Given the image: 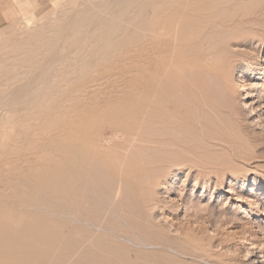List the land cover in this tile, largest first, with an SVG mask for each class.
I'll return each mask as SVG.
<instances>
[{
    "label": "rangeland",
    "instance_id": "obj_1",
    "mask_svg": "<svg viewBox=\"0 0 264 264\" xmlns=\"http://www.w3.org/2000/svg\"><path fill=\"white\" fill-rule=\"evenodd\" d=\"M37 1L38 2L35 8L24 10V5L29 2V0H0V3L7 16V21H5L4 25L0 28V79L1 73L4 71L6 65L11 61L10 57L14 56L18 52L19 48H21L20 43L25 40L30 33L38 32L43 28L48 29L45 35L46 37L50 38L51 35H55V33L51 29L54 23H57L58 27H61V29H63L60 30V32L61 34L64 33L62 34L64 39L57 41V43L53 47L56 51V55H59L58 57H61L60 59H58V57H55L52 76H54L56 79L59 78L56 72H60L61 70L67 71L66 65H69V62L70 64L78 63V65H80L81 63H83V59L87 57L89 53L87 47L90 43V41L88 40L90 38V34L95 28L98 27V21L102 17H105L108 14L107 10H109V8L107 9V7L103 6V8L105 7L104 9L106 11H101L98 16L94 18L95 22L93 20V23L87 22L76 29H69L67 28L66 23V21L68 22V17L60 14L61 9L68 5L67 0ZM88 4L89 3H87V5ZM247 4L246 6L244 5V7L242 6L245 11H242V9L240 8L241 10H235L238 11L236 12V14L240 12L247 15L249 14L248 16H251L252 14L253 16L255 13L257 15L260 12L262 15V11L264 10V0H253L251 3ZM53 7L55 8V10ZM131 9L133 10L134 8L131 7ZM50 11L51 13H49ZM131 14L132 16L134 15L133 12L130 13V15ZM35 15L37 16V18L33 17ZM261 15L259 17L262 18L258 17V21H255L256 23L254 24V27H246V29L244 28L240 30L238 29V31H242L233 33L232 35H229L228 38L237 37L238 39H241L242 37L246 36H258V34L260 35L259 29H264V27H262L264 26V14L263 16ZM123 18L124 17H122V19ZM37 19H39V21ZM60 20L63 21L60 22ZM63 23H66V25ZM91 24L93 25L91 26ZM39 27L41 29H39ZM80 31H82V33ZM85 34L88 36H85ZM71 35H74L72 37L73 39L71 38L72 41L67 38V36ZM13 39L15 40L13 41ZM102 39V41L104 42H106V40L108 42L109 40L106 35H104ZM59 42L61 45L59 44ZM261 42L255 41L253 43V46L255 45L254 47L260 46L261 49L258 52L250 47L248 48L242 45L238 47H232L233 49H236L238 51L249 50L251 55H254V59H242V57L239 58L237 56L238 65L237 68H235V70L233 71L234 76L233 74L231 75V73L229 74V83H226L222 79V77L216 74V76H213L214 73L206 74L205 76V78L207 77V83L211 86V88L217 91L219 95L226 94L227 90L229 92L233 87L234 94L232 92V95L236 97L238 105L244 104L243 106L246 109L248 121L252 124L253 128L242 129L237 125L236 128L233 127V130L230 129L233 131L232 134V131L229 130V134L232 138L231 145L229 146V148H221L220 150H218V152L216 151V153L214 151L211 152V150H208V147L202 145L200 139L196 138L192 132L186 133L185 130H182V132L179 134L180 137H183H181V140H189V142L196 146V152H185L174 146L172 147V145H166L163 152L160 153L157 150H154L152 152L149 151L150 153L143 151L141 153V157L146 162L145 164L148 172H145L143 170L140 175H131L134 178L136 176V179L140 178L138 180V183L139 181L143 183L141 184L142 186L139 183V187L137 186V188L136 186H133L136 190L132 186L128 185H125L127 186V188H125L124 184L122 183L123 180L121 179V181H119V179L117 181L114 180L115 182L113 183L109 182V180H105V178H103L102 176L100 177L94 175V178L92 177L91 181H88L91 188H94L95 190H93V194H95L94 202L96 200L97 201L93 204V200L88 201V203L86 202L87 200L78 199L67 194L65 196V194L63 193H59L62 194L59 197L57 196V191L50 190V186H46L49 184L48 180L52 176L56 175L54 172L55 167L62 166L61 163H57V166L55 165L56 159L59 158V155L61 154H56L57 148L60 146V144L77 143V135L78 139H80L81 137L80 140L86 139L88 135L86 129L84 128L88 127V123H83V121L88 119V122H91L89 118L92 119L93 117L92 120H94L96 111L106 109L112 102L114 103L117 100L112 89H122V87L118 86L120 83H125L127 80H129L128 77H130L131 79L135 78L136 75L142 74V72L145 70L148 71L146 73H148V77L151 78L152 76H154L152 73L158 71V64L156 62H150L149 60V62L151 63L150 64L148 60H144L147 58L142 56V54L140 53V49H136L138 47L133 45L130 46L132 49H134L133 51L132 49H130V47L129 49L127 47L128 50L124 49L125 51L123 50V53L122 51L110 49L108 50L107 58L95 60L98 64L94 61L85 71L78 70L74 72V76L65 79L63 78L60 87H58V92H56V94H54L52 98H44L42 96V94H44L48 90V86L50 84H47L46 80L43 79L37 84V88L40 91V94L33 98V100L20 103H16V101H13L7 106L0 102V226L1 223H3L4 225L6 224L7 226H12V228L17 226L23 227L22 224L25 225L27 223H31L34 219H36L35 216L30 215H36L37 213H40L36 215L38 216V218L44 217L45 220L46 218L47 220H50H46V222L42 219L43 221L41 222V220L38 221L36 219L37 221L34 222H37L36 224L38 225L42 223L44 227L49 226L50 229L54 227L52 228L53 230H55L56 228V230L58 231L67 233L72 224L79 226L83 225V227L89 229V231L92 230V233L96 232V237L105 235L107 240H114L113 242L120 244V246L122 245V248H130L131 246V248L134 249L137 247L145 248L148 250H162L161 248L158 249V247H161L159 244L152 245L142 242L141 238L143 237V233L139 229L136 230L137 228L134 226V224H131V220H129L131 221L130 223L128 222V218L132 217L130 216L132 214V218L135 217L143 224H152L154 222L158 225L161 224V228H157L158 230H155L164 231V234H160L162 242L168 244L165 246L166 248L164 247V251H168L169 254L174 258L177 257V259H181L180 261H183L182 263L184 264H264V43H262L261 46ZM70 48H73V52ZM134 51L139 52L138 54H135ZM150 52L148 54H150ZM116 56L118 57L116 58ZM111 57L114 58L111 59ZM155 63L157 65H155ZM146 64L149 66H147ZM136 68L138 70H136ZM149 71L151 72L152 76L149 75ZM82 72L85 74H83ZM133 73L135 75H133ZM43 74L42 77H45L46 73L44 72ZM124 74H126L127 76ZM75 76L77 78H75ZM230 83L232 85H230ZM228 84L229 86H227ZM62 86L64 88H62ZM88 88L90 89V91L88 90ZM1 89L2 85L0 81V92ZM93 90L95 92H93ZM103 90L104 93H102ZM106 90H111V92L107 93L105 92ZM219 90L222 92H220ZM86 92H93L95 94H87ZM79 95V98L84 99L79 100L77 98V101V99L75 98ZM91 95L92 98L93 96L97 97L92 99ZM101 95H103V97ZM70 96L72 97L69 98ZM86 97L88 100L85 99ZM74 100H76L79 104ZM84 100H87L89 102H85ZM71 101L73 102L71 103ZM80 101L82 102V104L80 103ZM60 105H62V108H60ZM91 107L97 108L90 111ZM77 109L79 112L76 111ZM57 110H60V113ZM73 110L77 114L80 113L83 115L84 113V117H82V115L80 114L79 116H77V114H75ZM87 110L89 111V114ZM91 112L94 113V115ZM41 113L43 114V116ZM72 113L74 114L72 115ZM90 114L92 116H90ZM40 115L42 117H40ZM86 116L87 118H85ZM82 119L83 121L82 123H80L79 120ZM49 120H51L52 122ZM27 121L29 123H32L29 124ZM40 124L42 125L41 127ZM81 124H83L84 127ZM90 127L91 125H89V128ZM39 129H41V132ZM106 130L107 129H102V132L103 134L107 135L109 134V131ZM183 132L184 134L186 133L184 136H189L187 139L183 136ZM189 138H191V140ZM58 142L61 143L58 144ZM4 143L5 145H3ZM32 144L33 146L31 147ZM23 149H25V151ZM169 149H172L170 150L171 152H164L165 150L169 151ZM58 152H60V150ZM162 153L164 154L162 155ZM206 156L208 157V160L210 158L211 160L214 158L213 161L209 160L210 162H214V160H216V163H218V167H215L214 165V168H210V170L212 169L214 171H210L208 169L210 171V175L212 176V178L209 177L210 179L206 178L205 175L201 176L198 170L190 169L185 165L186 161L199 163V161H204L205 159L207 160ZM34 159L37 160L35 161ZM52 161H54V165L52 164ZM33 162L34 164H36V166L33 164ZM41 162L43 163L41 164ZM37 169H39V171H37ZM215 169L218 172L215 171ZM215 172L223 175V183L221 184V186H216V176H218V174L216 175ZM40 173H42V175ZM143 173L146 175H144ZM131 176L130 178H132ZM95 178L96 180H93ZM100 178L103 182L100 181ZM98 179L100 182H98ZM42 180L44 181L42 182ZM206 182H208L207 184H210L209 188L205 187ZM101 183L104 185L103 188L107 189L106 191L102 189V187H98ZM94 184L99 185L94 186ZM102 184L100 186H102ZM21 185L23 188L20 187ZM24 185L26 188L24 187ZM37 185L39 187H37ZM108 186L110 187L112 192L111 190H109ZM15 187L20 189L18 190ZM96 187H98V189H95ZM141 187L144 188L145 191L143 190L142 192ZM128 188L132 190L130 191L128 190ZM29 189L32 191H30ZM37 189L38 191H40L38 192ZM20 190H24L25 193L24 191L22 192ZM44 190H47L48 192ZM99 190H101V192ZM139 190L140 193H134ZM55 196L57 197L55 198ZM136 196H138L139 198H137ZM140 196H144L145 198H140ZM146 198L151 203L150 207L149 203L147 206L148 200ZM61 199L64 202H68V200H70V204L72 205H70L69 203H64L63 201L61 202ZM140 199H143L146 205L142 204L141 207L140 204L143 203V201L140 202ZM145 199L147 200V202ZM28 200L29 202H27ZM42 201L44 203H42ZM85 202L87 203L86 205L84 204ZM78 203L80 204L79 207L77 205ZM96 203H98L97 205H99L98 210H100V208L102 207L101 209H103V211L97 212V205L95 206ZM113 203H115V205ZM90 204H92V206ZM83 205L86 208L85 210H83ZM110 205H112L113 208ZM81 206L83 208H81ZM115 206L117 208H115ZM198 206H201L203 210L197 211L196 208ZM208 206L212 207V209L210 207L207 208ZM92 207L95 208L93 209ZM87 209H90V212L93 211L91 213H95L90 216L91 213H87ZM83 212H85V214H83ZM122 212L126 213L128 217L124 216L126 214L120 216ZM146 213H150V216H148L149 219L146 218ZM200 213H204V215H200ZM81 214H83V216ZM84 215L87 218H85ZM13 216L17 217V220H15L16 222L13 221ZM203 216L204 218H201ZM23 217L27 219L25 220ZM223 217L227 221L223 220ZM29 218L30 220H28ZM135 218L134 220H136ZM22 219L25 221H23ZM58 220L60 221V223H58ZM11 223H13V225ZM63 224H67L68 228L67 225ZM49 228L47 227V229ZM95 229H97V231ZM185 233L188 234L189 237ZM139 236H142L140 237V240L138 239ZM170 238H172V240ZM5 239V237L0 236V242ZM13 240H15L17 243L19 239L13 238ZM56 240L59 241L55 237L42 236L40 239L34 240L30 244V248L35 249L34 253H39L47 250V256L45 259L36 260L33 255L23 254L22 252L15 253L13 254V256L10 255L8 256V258L7 256H0V264L100 263L99 261L101 260V258L99 255H96L94 258L89 257L83 263H81L82 261H78L77 258L83 252L81 251L82 248L80 250L79 247L74 246V249L73 246L66 245L64 241V243L62 242L61 244V241L57 242ZM49 241L51 243H49ZM57 243L60 245H57ZM65 245L68 247V249L67 247H65ZM64 248H66V250H64ZM71 249L73 251H71Z\"/></svg>",
    "mask_w": 264,
    "mask_h": 264
},
{
    "label": "bare ground",
    "instance_id": "obj_2",
    "mask_svg": "<svg viewBox=\"0 0 264 264\" xmlns=\"http://www.w3.org/2000/svg\"><path fill=\"white\" fill-rule=\"evenodd\" d=\"M67 1H68L69 6L67 5L63 7L60 11L61 12L60 14L68 17V22L66 20L65 21L67 23V28L69 29H76L82 26L84 23L92 22L94 18H96V16H98V14L101 11L105 10L104 9L105 7H107V9L109 8V10H107L108 14L105 17H102L98 21V27L95 28L93 32L90 34V38L88 39L90 43H89V46L87 47V50L89 51V53L87 57L83 59V63H81L80 65H78V63L70 64V62H69V65L65 64L67 71L61 70L60 72H56L59 77L56 79L54 76H52V69L54 67L55 57H58L59 55H56V51L54 50L53 47L57 43V41L64 39L62 35L64 33L61 34L60 32V30H63V29H61V27L59 28L57 23L56 24L54 23L51 29L55 33V35H51L50 38L46 37L45 33L47 32L48 29H45V28H43L42 30L38 32L30 33L26 37V39L20 43L21 48H19L18 52L14 56L10 57L11 61L6 65L4 71L1 73L0 81H1L2 89L0 92V102H2L5 106H7L13 101H16V103H20V102H29L33 100V98H35L38 94H40V91L37 88V84L43 79L46 80L47 84L49 83L50 84L49 86L47 85L49 88L44 94H42V96L44 98H49V97L52 98L53 95L56 94V92H58L57 91L58 87H60V84L63 81V78L65 79V78H70L74 76V72L78 70L85 71L90 66V64L93 63L95 60L107 58L108 50L110 49H114L116 51H122L123 53V50L127 49V47L129 49L131 45L136 46L138 47L136 49L138 50L140 49L141 51L140 53L142 54V56L147 58L144 60L146 61L148 60V62L149 60L150 62L151 61L156 62L159 67H158V71L152 73L154 76L151 75V72H150L151 69H150L149 75L152 76L151 78L148 77L147 75L148 73H146L148 71L145 70L146 68L144 69L145 71H143L142 74L136 75L135 78L131 79L130 77H128L129 80L125 79L127 80L125 83L122 81L123 83H120L118 85L122 87V89H116L115 87L114 88L116 90L112 89V91L115 93V98H117V100L114 103L112 102L106 109L96 111L95 115H94L95 113L94 111H93L94 113L91 112L94 115V120H92L93 117L92 119L89 118L91 122L90 121L88 122V119L85 120L86 122L83 121V119L79 120L80 123H82V121L83 123H88L87 125L88 127L84 128L86 129V132L88 135L86 139L80 140L81 139L80 137L81 134H80L79 136L80 139H78V135L76 137L77 143L60 144L61 142L60 143L58 142L60 146L57 148L56 154L57 155L58 153H61V154L59 155V158L56 159L55 165L57 166V163H61L62 166H59V167L57 166L55 167V169L52 167L56 175L52 176L53 175L52 174L51 178L49 176L50 178L48 180L49 184L46 185V186H50V190L57 191L58 192L57 196L60 197V195L62 194H59V193H63L65 194V196L67 194V195L76 197L78 199L87 200L86 202L93 200L92 204L95 203L97 200L94 202V195H95L93 194L94 188H91L88 182V181H91V178L94 175L100 176V177L102 176L103 178H105V180L107 181L109 180V182L114 183L115 182L114 180L117 181L119 179V181L123 180L122 183L124 184V186L128 185L132 187L136 186V188L137 186L139 187V183L140 185L143 184L140 181L138 183V180L140 178L136 179V176L134 178L131 175L133 176L138 175V174L140 175L141 172H143V170L145 172L147 171L146 164H145L146 162L141 157L142 155L141 153L143 151L152 152L154 150H157L160 153V152H163L166 145L168 146L172 145V147L174 146L185 152L187 151L196 152L197 151L196 146L192 144L191 142H189V140H184V139L181 140L182 136L180 137L179 134L182 132V130L183 131L185 130L186 133L192 132L196 138L200 139L202 145H205V147H208L209 148L208 150H211V152L214 151L216 153V151L218 152V150H220L221 148L223 147L229 148V146L231 145L232 138H231V135L229 134L230 129L233 130V127L236 128L237 125L239 128H242V129L253 128L252 124L248 121V118L246 115L247 112H246L245 107L243 106L244 104L238 105L236 97L232 95L233 87H232V90L230 88H226V89H230L229 92L231 93H229L227 90L226 94H224L225 93L224 92L223 93L224 95H219V93H217V91L211 88V86L207 83L206 81L207 77L205 78L206 74L214 73L213 76L216 74L222 77V79L226 83H229L230 82L229 74L231 73L232 75L235 68H237L238 57L239 58L242 57V59L243 58L244 59H254L253 58L254 55L253 54L251 55L249 50L248 51L247 50L238 51L236 49H233L232 47H238L242 45L248 48L250 47L257 52L261 49L260 46L254 47L255 45L253 46V43L255 41H260V42L262 41L261 46H262V43H264V39H263L264 29L263 28H261L262 30L259 29L260 35L258 34V36L251 35V36L242 37L241 39H238L237 37L228 38L229 35L242 31V30L238 31V29L240 30L244 28L246 29V27L247 28L254 27V24L256 23L255 21H258L257 19L261 15L260 12L257 15L255 13L254 14L255 16L254 15L252 16V14L251 16H248L249 14L247 15L245 13H240V12L236 14V12L238 11H235L240 8L242 9V11H245L242 8V6L243 7L244 5L246 6L247 3H251L253 0H67ZM37 2H38L37 0H29V2H27L24 5V10H30V9L35 8L37 5ZM61 2H64V1H61ZM87 3L89 4L87 5ZM103 6L105 7L103 8ZM131 7L134 9L132 10ZM132 12L134 14L133 16L132 14L130 15V13ZM263 12L264 10L262 11L261 16H263L264 14ZM49 13H51V11ZM33 17L37 18L36 15ZM122 17L124 18L122 19ZM259 18H262V17H259ZM37 20L39 21V19ZM62 21L60 20V22ZM66 23H63V24L66 25ZM92 25L93 24H91V26ZM39 29L41 28L39 27ZM80 32L82 33V31ZM104 35L108 37L109 39L108 42L107 40L106 42L102 41L103 40L102 38ZM73 36L72 35L67 36V38L71 40ZM85 36H88V35L85 34ZM14 40L15 39H13V41ZM130 49L132 48L130 47ZM71 50L73 52V48ZM133 50L134 49H132V51ZM138 52H135V54H138ZM149 52L150 54H148ZM60 57H58V59H60ZM117 57L118 56H116V58ZM112 58L114 57H111V59ZM156 63L155 65H157ZM136 70L138 69L136 68ZM44 72L46 73V75L45 77L44 76L42 77V74ZM133 75L135 74L133 73ZM75 78L77 77L75 76ZM230 85L232 84L230 83ZM227 86H229V84ZM62 88L64 87L62 86ZM89 88L88 90L90 91ZM93 92L95 91L93 90ZM93 92L91 93L86 92V93L92 94ZM105 92L110 93L111 90H106ZM102 93H104V90ZM94 94L95 93H93V95ZM72 96H70L69 98H71ZM101 96L103 97V95ZM79 97L80 95L76 97L75 99L77 98L79 100L84 99V98L82 99ZM95 97L97 96H93V98ZM91 98H92V95H91ZM85 99H87V97ZM72 102L73 101H71V103ZM80 103L82 104L81 101ZM61 106L62 105H60V108H62ZM96 108L91 107L90 111L93 109L95 110ZM39 110H40V107H39ZM57 111H59L60 113V110H57ZM76 111H78V109ZM74 113L77 114L76 112ZM74 113H72V115ZM37 114H40V113H37ZM79 114H77V116H79ZM88 114H89V111H88ZM83 115L82 117H84ZM42 116L40 115V117ZM90 116L92 115L90 114ZM85 118H87V116ZM72 119H73V116H72ZM81 125L83 126V124ZM89 125H91L90 128H89ZM41 126L42 125L40 124V127ZM102 129H107L109 131V134L107 135L103 134ZM39 130L41 132V129ZM231 133L233 134V131ZM182 134L183 136L185 135L184 132ZM184 137H186L187 139L189 136L187 135ZM189 139L191 140V138ZM3 145H5V143ZM32 146L33 144L31 145V147ZM23 150L25 151V149ZM59 150L60 152H58ZM170 150L172 149H169V151L165 150L164 152L166 153L171 152ZM163 154L164 153H162V155ZM209 155H212V154H209ZM213 159L211 160L210 158L209 160L213 161ZM209 160L207 157V160L205 159L204 161H199V163L193 162V161L191 162L186 161L185 165L188 166L190 169L198 170L201 176L205 175L206 178H209V177L212 178V176L210 175V171L212 169L210 170V168H212L214 165L215 167L216 166L218 167L217 165L218 163H216L217 162L216 160H214V162H210ZM52 162H53L52 164L54 165V161ZM42 163L43 162H41V164ZM34 165L36 166V164ZM37 171H39V169H37ZM215 171L217 170L215 169ZM40 174L42 175V173ZM215 174L216 175L218 174V176H216V179H217L216 186H219V185L221 186V184L223 183V175L216 173V172ZM130 176L132 178H130ZM137 177H140V176H137ZM93 180H96V178ZM142 180H143V177H142ZM43 181L44 180H42V182ZM100 181H102L101 178H100ZM100 181L98 179V182ZM207 183L208 182H206L205 187L209 188L210 184H207ZM22 185L20 187H22ZM95 185L97 186L99 184H94V186ZM100 185L98 187L100 188L102 187V189H104L105 191L107 190L103 188L104 187L103 184L102 186ZM111 186H112V183H111ZM16 187H17V184H16ZM37 187L39 186L37 185ZM98 187H96L95 189H98ZM125 188H127V186H125ZM24 190H20V191L23 192ZM109 190H111L110 187H109ZM128 190L130 189L128 188ZM143 190L145 191L144 188H142L141 191L143 192ZM44 191H47V190H44ZM99 191L101 192V190ZM134 193L138 194L140 193V190ZM57 196H55V198ZM136 197L139 198L138 196ZM142 197L144 196H140V198ZM143 199L142 200L140 199V202L143 201ZM62 201L63 200L61 199V202ZM27 202H29V200ZM86 202L84 203L85 205L87 204ZM42 203L44 202L42 201ZM64 203L70 204L71 201L68 200V202H64ZM148 203L150 207L151 203L149 202V200L147 202V206H148ZM92 204L90 205L92 206ZM97 204L98 203H96L95 206ZM113 204L115 205V203ZM142 204L146 205L144 201L143 203L140 204L141 207H142ZM77 205L79 207L80 204L78 203ZM98 206L99 205H97L96 207L97 212L103 211V209H101L102 207L100 208V210H98ZM116 206L115 208H117ZM83 207L81 206V208L85 210L86 208L84 205ZM209 207L210 206H208L207 208ZM92 208L94 209L95 207H92ZM210 208L212 209V207ZM89 210L87 211V213L90 212ZM196 210L201 211L203 210V208L201 206L200 207L198 206ZM194 211H195V208H194ZM85 212H83V214H85ZM94 213H91L90 216H92ZM37 214H40V213H37ZM83 214L81 215L83 216ZM123 214H126V213L122 212L120 216H122ZM149 214L148 213L145 214L147 219H149L148 218V216H150ZM201 214L202 213H200V215ZM36 215L32 214L30 216H35L36 219L38 221L41 220V222L45 220L44 217L39 216L40 218H38V216ZM202 215H204V213ZM16 216H13L15 219L12 217L13 221L17 220ZM124 216H127V214ZM130 216L133 217L132 214ZM84 217L87 218L85 215ZM132 217L128 218V222L130 223L132 221L131 224H134V226L137 228L136 230L139 229L143 233V237L139 236L138 239L140 240V237H142L141 238L142 242L152 244V245L159 244L161 247H158V249L161 248L162 250H148L145 248H137V247L134 249V248H131V246L130 248H122V245L120 246V244L113 242L114 240L113 241L107 240L104 234H103L104 236L96 237L95 235L96 232L92 233L91 232L92 230L89 231V229L84 228L82 224H81L82 226L72 224L69 231L65 233V232L56 230V228L55 230H53L52 228L54 227H52L51 228L52 230H51L49 226L46 225L49 228L47 229V227H44V225L41 222H38V223H41L42 225L41 224L38 225L36 224L37 222L36 223L34 222L37 220L33 218L34 219L32 221L33 223L31 222L25 225L22 224L23 227L17 226V227L12 228V226H7L6 224L4 225L3 223H1L0 236L5 237L6 239L0 242V256H3V257L7 256L8 258V256L10 255L13 256V254L15 253L23 252V254L33 255V257L36 260L45 259L47 256L46 254L47 250L39 252V253H34L35 249H31L30 244L34 240L40 239L42 236L44 237L50 236V237H55L56 239H58L59 241L56 240L57 242L61 241L60 242L61 244L64 241L66 245H69V246L71 245L73 246L74 249H75L74 246L79 247L80 250L82 248L81 251L83 252L77 258L78 261L80 262L82 261L81 263H83L89 257L94 258L96 255H99L101 260L99 261L100 263L98 264H184L182 263L183 261H180L181 259H177V257L174 258L172 257V255L169 254L168 251H164L166 248L165 246L168 244L162 242V239L160 238V234H164V231H157L158 229L161 228L160 227L161 224L158 225L155 222L152 224H147V223L143 224L140 222V220H137L135 217L134 218L136 220H134V218ZM201 218H204V216ZM28 220H30V218ZM31 220H32V217H31ZM223 220H226V219L224 218ZM58 223H60V221ZM11 224L13 225V223ZM63 225H67V224H63ZM67 228H68V225H67ZM95 230L97 231V229ZM13 238H18L19 240L20 239L22 240L20 241L18 240L16 243V241L13 240ZM170 239L172 240V238ZM51 242L49 241V243ZM57 245H60V244L57 243ZM66 245L65 247H67ZM64 250H66V248H64ZM71 251L73 250L71 249Z\"/></svg>",
    "mask_w": 264,
    "mask_h": 264
},
{
    "label": "crops",
    "instance_id": "obj_3",
    "mask_svg": "<svg viewBox=\"0 0 264 264\" xmlns=\"http://www.w3.org/2000/svg\"><path fill=\"white\" fill-rule=\"evenodd\" d=\"M5 21H7V16H6L4 9L0 3V28L4 25Z\"/></svg>",
    "mask_w": 264,
    "mask_h": 264
}]
</instances>
